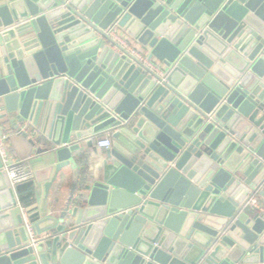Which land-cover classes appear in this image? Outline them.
<instances>
[{"label": "water", "instance_id": "obj_1", "mask_svg": "<svg viewBox=\"0 0 264 264\" xmlns=\"http://www.w3.org/2000/svg\"><path fill=\"white\" fill-rule=\"evenodd\" d=\"M0 111L46 195L114 141L33 245L0 161V264H264V0H6Z\"/></svg>", "mask_w": 264, "mask_h": 264}, {"label": "crops", "instance_id": "obj_2", "mask_svg": "<svg viewBox=\"0 0 264 264\" xmlns=\"http://www.w3.org/2000/svg\"><path fill=\"white\" fill-rule=\"evenodd\" d=\"M6 0H0V6L3 5ZM122 36V35H121ZM130 45L136 49L142 55H146L145 51L136 44L129 37L123 35ZM4 112L0 111V117ZM0 126L12 137L15 133L8 123L7 118H0ZM29 133L32 131L28 127ZM103 138H110L112 143L114 142L110 133L105 132L101 135L96 136L93 139V147H88L86 142L81 143L78 157H81L75 166L77 173L75 177L72 176L71 170L68 169L64 173L59 174L52 187L49 189L48 194H45L44 185L48 181L52 180L54 176L53 165L54 161L49 153H41L30 155L27 159L23 160L33 173L34 187V202L32 206L27 210L29 216H35L36 220L42 219L43 211H46V215L51 217H58L64 206L71 200L77 198L82 192V178L86 173L95 172L98 168V161L104 157L107 150L99 149L96 147V142ZM86 141V140H85ZM10 143V152L15 156L16 159L20 160L15 148ZM18 149L21 153H24L26 148L24 145H18ZM77 154H75L76 156ZM74 187V188H73ZM75 189V190H73ZM257 201L258 207L260 203L257 198H253ZM45 236L44 234L39 237Z\"/></svg>", "mask_w": 264, "mask_h": 264}, {"label": "built area", "instance_id": "obj_3", "mask_svg": "<svg viewBox=\"0 0 264 264\" xmlns=\"http://www.w3.org/2000/svg\"><path fill=\"white\" fill-rule=\"evenodd\" d=\"M107 35L121 47L126 49L132 56L139 60H142L147 65V67H149L150 69L155 68L153 64L148 63L143 59V55L138 51V49L132 47L126 40L122 39L121 37L116 36L113 31H108ZM111 146L112 141L110 138H103L96 142V147L99 149L108 150L111 148ZM0 161L2 164L1 171L5 174L9 184V188L14 193L16 199V207L20 212L22 225L29 237V243L33 245L39 238L34 235L33 222L31 221L27 210L20 205L15 192L18 185L31 181L33 179V173L30 168L26 164H24L23 160L16 159L15 156L10 152L9 134L1 126ZM250 203L253 206H258L255 199H252Z\"/></svg>", "mask_w": 264, "mask_h": 264}, {"label": "trees", "instance_id": "obj_4", "mask_svg": "<svg viewBox=\"0 0 264 264\" xmlns=\"http://www.w3.org/2000/svg\"><path fill=\"white\" fill-rule=\"evenodd\" d=\"M15 192L18 201L23 208L28 209L32 206L34 202V187L32 181L18 185ZM30 219L31 221H36V217L33 215L30 216Z\"/></svg>", "mask_w": 264, "mask_h": 264}]
</instances>
